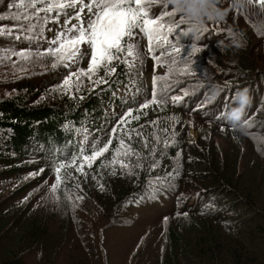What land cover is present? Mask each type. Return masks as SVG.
<instances>
[{"label":"trees","instance_id":"obj_1","mask_svg":"<svg viewBox=\"0 0 264 264\" xmlns=\"http://www.w3.org/2000/svg\"><path fill=\"white\" fill-rule=\"evenodd\" d=\"M253 2L264 8L261 0ZM179 6L172 0L158 10L148 0H0V264H21L24 252H33L47 234L50 225L36 195L47 185L75 208L112 210L115 221L139 205L165 207L172 202V211L160 218L159 264H264L261 180L257 187L242 182L248 192L256 188L258 197L239 186L244 175L262 173L253 162V169L240 174L242 154L236 148L248 141L263 146L258 156L264 159L263 82L254 81L258 88L251 98L225 92L229 83L243 81L249 68H221L213 83L215 72L204 58L216 37L195 11L182 13ZM184 18L198 24L195 37L186 32L190 23ZM236 30L248 44L249 31ZM117 32L123 33L126 46L120 54L131 51L134 62L121 60L116 52L108 84L86 83L103 72L98 55ZM66 47L72 50V61L64 55ZM58 58L62 61L57 63ZM162 67L167 79L159 72ZM77 88L84 97L71 100L68 93ZM98 93L110 95L114 115H107L106 100ZM235 103L240 110H221ZM244 105L245 112H240ZM193 116L197 143H190L188 132ZM84 117L95 149L77 138ZM212 130L229 136L235 144L232 152L219 149ZM172 159L174 166L164 169ZM193 180L209 189L192 193L208 197L195 207L182 201L185 183ZM2 193L9 198L24 195L11 200ZM64 216L65 229H71L68 222L76 226L71 242L61 229L71 247L92 263L110 264L108 250L83 252L81 241L72 243L87 226L75 214ZM223 236L233 239L220 241ZM141 254L134 264H155L148 251L142 261Z\"/></svg>","mask_w":264,"mask_h":264},{"label":"rangeland","instance_id":"obj_2","mask_svg":"<svg viewBox=\"0 0 264 264\" xmlns=\"http://www.w3.org/2000/svg\"><path fill=\"white\" fill-rule=\"evenodd\" d=\"M148 1L154 3V10H158L159 5L166 0ZM172 1H175L180 5L179 11L182 13H191L195 11V15L199 16V20L202 22L204 28L210 30L216 37L211 40L208 49L205 51L204 58L205 62L209 64V70L215 72L213 83L216 82L217 73L221 68L241 72H244L243 70L245 68H249V75H246L245 78H243V81H241V79H237V86L233 83H229L225 92H241L245 93L244 96L246 95L251 98L254 90L258 88L253 85L256 80L263 82L260 93H264V8L253 2V0ZM261 1L264 2V0ZM175 12L178 11H171L170 13L173 14ZM184 21L190 23L186 32L192 33V37H195L198 33V24L194 25L192 20L189 18H184ZM213 25L218 29L214 28ZM236 28H243L244 32L249 31L248 44L243 43L242 37L237 33ZM216 30H221V33H216ZM122 37L123 33L117 32L115 41H111L107 45H104L103 51L97 58H102L101 64L103 65V72L86 83L92 84L94 82L96 83L95 85H98L104 82V85L108 84L106 78H108V76H112L115 72V53H122L126 47L123 45ZM144 45L146 46L145 42ZM64 55L67 56L70 61L74 59L72 50L70 51L68 47L65 48ZM129 55H132L131 51L129 52ZM129 55L127 56L123 53L120 54L119 57L121 60H128L129 63H133V58H130ZM240 55L243 56L240 57ZM240 58L245 59L244 63H241L239 60ZM61 61V58L57 59V63ZM159 72L166 79L168 78L167 71L164 67H162ZM150 81L151 79L148 80V82ZM229 88H232L233 90L230 91ZM213 89L220 88L214 87ZM68 96L71 100L80 101L84 97L82 95V88L70 91ZM131 96L132 94L129 96L128 100L131 99ZM97 97L106 100L105 112L108 116H112L114 115L113 113L117 112L115 104L110 102V95L106 93H98ZM236 105L237 104L235 103L227 107L221 106V110L229 113L240 110ZM252 107H254V104L251 103V108ZM245 109L246 105L242 107L240 112H245ZM196 120L197 119L193 116L188 122V124L191 123L192 125L190 131H188L189 135L192 136L190 143H197L200 139L199 131L196 126ZM199 122L206 124V122L202 119ZM82 123L84 126L77 130V138L82 145L87 143L90 148L95 149L96 143L91 139L92 131L87 117L82 119ZM212 137L223 153L229 154L233 151L232 149L234 148L232 145L235 144H233L231 139H229L228 135H223L216 130H212ZM243 145L244 146L236 147L242 154L239 165L240 174L245 172L247 169L253 168L259 169L262 174H258L259 177H257L255 173L252 175H244L241 180L239 179V186L246 191L242 186V182L246 183L248 186L251 185L257 187L256 181L260 179V186L262 187L261 191L264 192V159L258 156V153L261 152L263 146L257 147L250 141L244 143ZM253 162H255V165L252 168L251 165ZM173 166L174 160L172 159L164 169H169ZM231 171H233V174L235 175L236 171L233 169H231ZM238 175H235V178H238ZM48 180L49 183L52 184L54 178L50 177ZM175 185L178 187L179 184L176 183ZM253 190V192H246L250 193L253 197H255V195L258 197L259 195L256 193V188ZM201 191L208 193L209 189L205 188L202 184L199 185V183L197 181L194 182V180L186 182L184 193H186L187 197L182 196V201L186 204L189 203L190 206L193 207L205 203L208 200V197H200L192 194ZM23 195L24 193L17 195L15 198H9L2 193V198L15 200L19 199ZM36 195L39 202L38 208L44 211V216L50 226L44 238L39 243L34 245L35 249L33 252H30L29 250L24 252L20 259L22 261L21 264H50L55 260L56 264H97L90 262V260H86L87 258L85 256L71 247L70 242L73 240V234L76 232V226L74 223L68 222L71 229H65L66 224L61 217H65L64 213L67 212H69L71 217L75 214L76 217L87 226L84 230L82 229L83 231H81L79 235L80 238L77 235V241L72 242L73 244H79L81 241L83 252H90L98 247L101 251L108 250L110 264H134V262L137 261L139 254L143 252L139 257V260L142 261L145 259L148 251V254L154 256L155 264L160 263L163 254V248L159 236V231L162 227L160 218L161 215L172 211V202L166 203L165 207L156 206L152 203L149 207L139 205L138 207H134L132 210L121 213L117 216V220L115 221L116 214L112 213V210L106 211V208H104L101 211L100 209H95L92 206L75 208L68 200L65 202L55 188L48 185L43 188H38ZM22 200H25V198ZM13 204H15V202ZM215 213L218 212H213V214ZM65 219L67 220L66 217ZM95 228H99L96 233L92 232ZM61 229H64L68 233L70 242L66 239L64 235L65 232L63 233ZM90 237L97 239V241L94 243L89 242L90 239H93ZM1 238L3 240L1 244L5 245L6 240L2 237V235ZM232 239V236H223L220 241L230 242ZM233 241L235 242V240ZM137 247L139 248L137 249ZM58 248H60V251H58ZM169 250L170 248H167V251ZM181 256L182 259L185 257L183 253H181ZM228 262L232 264V260H228Z\"/></svg>","mask_w":264,"mask_h":264},{"label":"water","instance_id":"obj_3","mask_svg":"<svg viewBox=\"0 0 264 264\" xmlns=\"http://www.w3.org/2000/svg\"><path fill=\"white\" fill-rule=\"evenodd\" d=\"M149 72H150L149 77H150V79H151V77H152V75H153V68H152V67L149 68ZM150 79H149V80H150Z\"/></svg>","mask_w":264,"mask_h":264}]
</instances>
